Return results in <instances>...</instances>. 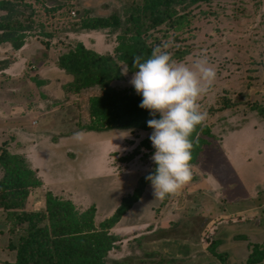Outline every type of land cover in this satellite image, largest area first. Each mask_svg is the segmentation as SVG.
Instances as JSON below:
<instances>
[{"label": "rangeland", "instance_id": "obj_1", "mask_svg": "<svg viewBox=\"0 0 264 264\" xmlns=\"http://www.w3.org/2000/svg\"><path fill=\"white\" fill-rule=\"evenodd\" d=\"M14 1L30 4L34 15L20 48L0 45V149L36 167L42 184L32 189L27 209H44L50 192L80 211L94 206L93 223L100 229L121 200L142 186L106 230L120 238L106 264H251L252 246L264 242V0L192 6V31L179 43L188 52L177 62L191 65L203 54L216 72L198 101L209 143L192 154L191 179L163 199L154 196L150 181L143 182L155 168L154 148L150 140L149 146L140 142L152 129L82 132L90 121L89 100L100 90H76L75 77L59 67L60 56L78 41L114 56L130 7L144 0ZM112 15L122 28H83L89 19ZM132 75L111 85L134 90ZM64 137L71 149L55 156L34 149ZM3 229L8 226L0 212ZM202 239L216 244L215 252ZM6 240L0 232V264L15 262V252L1 247ZM252 264H264V258Z\"/></svg>", "mask_w": 264, "mask_h": 264}, {"label": "trees", "instance_id": "obj_2", "mask_svg": "<svg viewBox=\"0 0 264 264\" xmlns=\"http://www.w3.org/2000/svg\"><path fill=\"white\" fill-rule=\"evenodd\" d=\"M214 0H144L130 7L124 24L115 15L97 17L83 23V28H123L118 34L114 56L99 54L78 41L59 58V67L75 77L76 90L97 87L100 93L89 100L86 131L130 129L150 131L146 121L151 119L148 110L139 107L142 99L132 89H118L111 85L122 79L121 64L134 73V57L147 59L152 49L163 42L169 43L172 58L181 60L187 47L179 45L184 32L190 34L192 6ZM0 45L9 43L13 49L23 44V35L30 28L34 9L30 4L14 0H0ZM21 38H20V37ZM172 49V50H171ZM158 118V117H157ZM205 125H198L190 139L194 140L192 154H198L209 142ZM203 135V136H202ZM147 136L140 143L146 145ZM194 163V160L190 161ZM148 182V180H143ZM42 184L21 154L0 149V212L6 218V243L1 247L15 252L12 264H106L107 253L115 248L119 237L106 231L131 207L142 192V186L125 196L114 213L99 224L93 223L95 207L78 210L67 199L47 192L44 209H27L32 189ZM34 199V198H33ZM222 220V219H221ZM219 221V220H218ZM101 227L105 230H101ZM21 229V230H20ZM204 240L205 248L215 252L216 244ZM206 241V242H205ZM248 256L249 263L264 258V242L256 243Z\"/></svg>", "mask_w": 264, "mask_h": 264}, {"label": "clouds", "instance_id": "obj_3", "mask_svg": "<svg viewBox=\"0 0 264 264\" xmlns=\"http://www.w3.org/2000/svg\"><path fill=\"white\" fill-rule=\"evenodd\" d=\"M168 48L169 43L163 42L152 49L147 59L134 57L135 71L129 81L142 97L139 107L152 117L146 123L152 129L148 138L154 148L151 160L155 168L145 179L160 199L191 179L194 140L190 137L206 118L198 101L216 77L205 55L188 65L174 60ZM120 72L126 74L128 66L122 65ZM75 135L79 138V134Z\"/></svg>", "mask_w": 264, "mask_h": 264}, {"label": "crops", "instance_id": "obj_4", "mask_svg": "<svg viewBox=\"0 0 264 264\" xmlns=\"http://www.w3.org/2000/svg\"><path fill=\"white\" fill-rule=\"evenodd\" d=\"M86 130H83L82 132H85ZM80 132V131H79ZM86 132H88V131H86ZM84 134H87V133H84ZM66 137H64V138H58V140L57 141H55V142H51L50 143V145L48 146L49 148H45V147H43V146H37L36 148L34 147V149H36L37 150V152H38V154H43V153H46V151L47 150H51L52 151V153H53V155L55 156V153H59V152H62V151H64L65 150V148H70L71 149V146L70 147H67V146H65L66 144H68V143H66V142H63V140L65 139ZM32 148V147H31ZM61 149V150H60ZM59 151V152H58ZM72 151V150H71ZM89 152H90V150H89ZM76 153H78V154H81L80 152H76ZM79 156V155H78ZM79 158H80V156H79ZM34 169H36V167L34 168ZM39 171H40V169H39ZM38 173H40V172H38Z\"/></svg>", "mask_w": 264, "mask_h": 264}]
</instances>
